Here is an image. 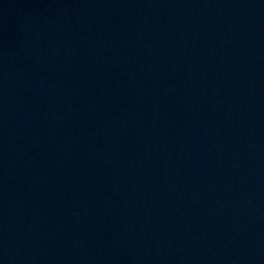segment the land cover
Segmentation results:
<instances>
[{
    "label": "water",
    "instance_id": "95a60500",
    "mask_svg": "<svg viewBox=\"0 0 264 264\" xmlns=\"http://www.w3.org/2000/svg\"><path fill=\"white\" fill-rule=\"evenodd\" d=\"M0 264H264V0H0Z\"/></svg>",
    "mask_w": 264,
    "mask_h": 264
}]
</instances>
